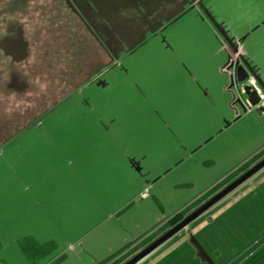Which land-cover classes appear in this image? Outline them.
Segmentation results:
<instances>
[{
  "label": "crops",
  "instance_id": "crops-1",
  "mask_svg": "<svg viewBox=\"0 0 264 264\" xmlns=\"http://www.w3.org/2000/svg\"><path fill=\"white\" fill-rule=\"evenodd\" d=\"M186 18L199 22L216 36L214 26L195 11L183 14L174 24ZM233 36L242 40L239 34ZM247 40L240 51L252 59L260 76L258 63L245 51ZM219 50L203 58L210 68L221 65L224 72L226 56ZM183 60L192 77L182 72L186 82L182 104L185 111L195 113L194 124L201 129L205 123L202 105L220 106L222 99L226 104L231 95L227 87L226 97L212 90L204 79L205 74L210 75L208 66L196 71L194 67L199 62ZM216 77L224 84V77ZM148 105L128 109L119 106L121 110H114L118 104H92L86 98L68 110L67 122L56 123L55 135L32 139L35 142L25 139L16 151L19 154L10 157L19 160L20 165L15 166L9 156L4 158H8L3 171L8 181L0 191L9 192L11 197L0 202L2 264H107L128 258L158 236L173 215L180 211L187 214L242 173L244 165L250 167L264 157L262 137L252 142L248 152L241 153L244 158L240 156L222 170L224 177L221 175L218 182L187 202H176L166 186H156L166 170L176 165L179 168L195 154L197 149L189 143L199 141L201 131L182 144L183 152L161 156L158 167H151L146 157L152 153L154 143L161 137H170L173 128L182 139L179 130L183 120L171 124L172 120L163 116L162 121ZM239 108L237 105V114L241 113ZM250 113L251 108L235 117L217 110V124L208 135L214 136L220 128L222 132L228 124ZM260 115L264 117V111ZM222 117L228 123L222 122ZM203 140L196 145L203 146ZM218 155H206L201 164L191 166L190 172L188 166L180 169V188L192 189L197 178L217 168ZM17 175L22 182H16ZM192 237L206 256L199 254ZM136 264H264V168Z\"/></svg>",
  "mask_w": 264,
  "mask_h": 264
},
{
  "label": "rangeland",
  "instance_id": "rangeland-1",
  "mask_svg": "<svg viewBox=\"0 0 264 264\" xmlns=\"http://www.w3.org/2000/svg\"><path fill=\"white\" fill-rule=\"evenodd\" d=\"M209 2L213 6V14L217 20L222 22L225 18L231 36L239 34L243 40L248 39L244 44L245 51L255 58L254 61L258 63L260 69V78L264 81V0H209ZM168 32L164 44L158 39L147 38L142 48L131 54L132 56L122 58L120 64L108 66L99 74L103 85L88 84L90 74L99 72L93 69L100 61L105 62L106 58L100 47L89 37L88 32L77 22L72 28L60 25L59 30L55 28L49 32L44 26L42 31L28 32L31 46L25 62L14 63L5 58L0 51V187L4 189L3 185L8 181L3 173L6 170L7 159L14 157V153L19 154L16 151L20 150L25 139L28 142H35L37 140L32 139L55 135L56 123L60 125V122H67L70 114L68 110L75 105L78 106V103L86 98L92 104L102 102L113 107L118 104L114 110H121L119 106L123 108L128 106L125 108L128 109L149 104L162 121L163 116L172 120L171 124L183 120L180 121L182 129L179 130L182 139H178L173 128L170 137H161V141L155 142L154 148L150 149L152 153L146 159L148 165L154 168L158 167L161 156H173L176 152H183L185 146L182 144L188 142L195 132L201 131L197 142L204 139L203 146L196 145L197 142L194 140L189 143V146L197 149L195 154L179 168H177L179 165H176L171 170H166L156 186V188L159 185L166 186V190L176 202L184 203L195 198L198 192L210 188L224 177L222 174L225 171L222 170L233 164L236 159L239 160L240 156L244 158L245 155L241 153H246L254 145L252 142L264 137V117L260 115L262 110H256L257 107L252 106H247L246 109L240 107L238 110L241 113L251 108L250 115L228 124L226 131L221 132L220 128L214 132V136L208 135L217 124L219 115L217 110L226 111V114L228 112L230 115L233 113L235 117L241 114H237L236 104L231 103V98H227L226 104L222 99L220 106L202 105L205 123L201 129L196 127L195 113L185 111L182 104L186 86L182 72H188L192 77L183 59L193 64L199 62L200 64L194 67L198 68L196 71H201L203 67L206 69L208 66L210 75L205 74V81L210 84L212 90H218L226 97L227 74L220 70L221 65L217 69L216 64L214 68L212 66L210 68L203 58L207 53L215 55L216 50L220 49V41L216 36L210 35L199 22H193L188 18L179 24L171 25ZM223 53L227 56L225 51ZM12 73H16L27 84L26 89L15 91L7 87ZM216 76L224 77V84H221ZM204 91L202 88L201 92ZM35 120L34 125L28 126ZM221 120L228 123L223 117ZM251 137L253 140L250 141ZM206 155H218L219 166L206 173L204 178H197L192 189H181L178 182V173L182 171L180 169L188 166L187 172H190L191 166L201 164ZM223 155L225 157H222ZM6 157L8 158L4 159ZM10 160L15 166L20 165L19 160L11 158ZM24 161L26 163V160ZM15 174H18V171ZM16 177L18 179L16 182H20L21 177L19 175ZM10 197L9 192L0 191V202L8 201ZM1 241L3 243V239Z\"/></svg>",
  "mask_w": 264,
  "mask_h": 264
},
{
  "label": "flooded vegetation",
  "instance_id": "flooded-vegetation-1",
  "mask_svg": "<svg viewBox=\"0 0 264 264\" xmlns=\"http://www.w3.org/2000/svg\"><path fill=\"white\" fill-rule=\"evenodd\" d=\"M197 1L159 0L157 3V0H0V41L20 32L27 43V56L21 61H14L1 46L0 51L5 58L14 63L25 62L31 46L28 32L42 31L44 26L49 32L55 28L59 30L60 25L72 28L77 22L88 32L89 37L100 47L106 58L105 62L100 61L93 69L99 72L89 76L91 83L97 85V82L101 81L99 74L108 66L120 64L122 58L132 56L131 54L142 48L147 38L158 39L164 43L165 32L183 14L195 11L212 24L197 5ZM201 1L217 20L209 0ZM217 22L237 44L238 52L247 59L240 51L244 40H236L231 36L225 21ZM215 31L222 51L231 54L230 45L223 40L216 28ZM227 74L228 78L232 76L229 70ZM19 82H23L24 88H27V84L16 73H12L7 87L17 91L15 87L9 85L18 86Z\"/></svg>",
  "mask_w": 264,
  "mask_h": 264
},
{
  "label": "water",
  "instance_id": "water-1",
  "mask_svg": "<svg viewBox=\"0 0 264 264\" xmlns=\"http://www.w3.org/2000/svg\"><path fill=\"white\" fill-rule=\"evenodd\" d=\"M159 0H157L158 3ZM197 5L203 11L205 16L212 22L214 27L217 29L219 34L222 36L223 40L226 41L230 48L232 49V53H227L226 60L222 65V70L227 74V70H229L232 74L230 78H228L227 86L228 91L231 95V103H235L246 109L249 107H257L256 110L261 109L264 111V81L261 80L259 74L255 70V66L251 64V62L246 59L243 55L238 52L237 44L233 42V39L229 37L227 31L222 27L215 17L211 14L208 8L203 4L201 0L197 1ZM183 8V5H182ZM0 46L5 49L6 53L11 55L14 61H21L27 56V43L23 40V37L20 32L15 34L13 37L3 38L0 41ZM227 67V68H226ZM226 68V69H225ZM228 75V74H227ZM253 79L255 82V86L249 84V80ZM103 85L102 81L97 82V85ZM15 87L17 90L24 89L25 85L23 82H19L18 86ZM235 105V110H237V106ZM261 168H264V157L258 160L256 163L248 167L242 173H240L237 177L223 186L221 189L216 191L209 198L204 200L197 207L188 212L182 219L176 222L174 225L170 226L163 232H161L158 236H156L153 240L143 246L139 251L122 261L120 264H136L143 258H145L148 254H150L154 249L168 240L170 237L175 235L178 231L185 228L192 220L196 217L204 213L207 209H209L212 205L222 199L224 196L229 194L231 191L236 189L240 184H242L245 180H247L250 176L256 173ZM139 170V167L136 168ZM192 242L197 248L199 254L206 256L202 247L195 241L192 237ZM111 262L107 263L110 264Z\"/></svg>",
  "mask_w": 264,
  "mask_h": 264
},
{
  "label": "trees",
  "instance_id": "trees-1",
  "mask_svg": "<svg viewBox=\"0 0 264 264\" xmlns=\"http://www.w3.org/2000/svg\"><path fill=\"white\" fill-rule=\"evenodd\" d=\"M255 70H257V69H255ZM86 81V80H85ZM84 81V82H85ZM83 82V83H84ZM83 83H81V84H83ZM81 84H79V85H81ZM78 85V86H79ZM35 122H36V120L35 121H32V123L30 122V124H28V126H30V125H34L35 124ZM22 131V130H21ZM20 131V132H21ZM19 133V132H18ZM17 133V134H18ZM248 168V165H244L243 167H242V170H245V169H247ZM184 211H180V212H178V213H176L175 215H173L169 220H168V226H166V228L164 229V230H166L167 228H169L170 226H172V225H174L176 222H178L180 219H182L183 217H184V213H183ZM164 230H162V232L164 231ZM127 258V257H126ZM126 258H123V259H115V260H113V261H111V263L110 264H120L121 262H122V260H125Z\"/></svg>",
  "mask_w": 264,
  "mask_h": 264
},
{
  "label": "built area",
  "instance_id": "built-area-1",
  "mask_svg": "<svg viewBox=\"0 0 264 264\" xmlns=\"http://www.w3.org/2000/svg\"><path fill=\"white\" fill-rule=\"evenodd\" d=\"M249 84H251V85L256 87L255 82H254V80L252 78L249 80Z\"/></svg>",
  "mask_w": 264,
  "mask_h": 264
}]
</instances>
